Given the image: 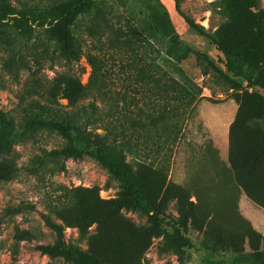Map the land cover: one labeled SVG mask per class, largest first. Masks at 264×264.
Here are the masks:
<instances>
[{"label": "rangeland", "instance_id": "rangeland-1", "mask_svg": "<svg viewBox=\"0 0 264 264\" xmlns=\"http://www.w3.org/2000/svg\"><path fill=\"white\" fill-rule=\"evenodd\" d=\"M70 1L0 0V10L14 9L3 18L5 30L31 41L51 6ZM95 6L111 10L113 27L132 28L152 64L188 94L153 101L152 83H139L134 71L120 72L119 51L97 67V85L108 84L113 93L114 117L125 110L140 120V112H169L127 130L140 141L147 131L152 135L150 143L123 152L141 198L134 208L124 206L126 183L93 158L44 156L73 146L71 137L12 141V163L0 156V173L9 169L0 176V264H76L41 251L56 242L46 221L60 227L75 257L82 254L91 264H264V90L250 76L253 67L264 69V46L251 66L245 63L256 21L264 22V0H96ZM76 26L83 41L77 80L87 88L86 56L104 59L110 52L100 45L103 36L88 34V23ZM228 61L241 69L228 71ZM105 69L108 78L101 79ZM62 71L55 66L40 74L51 79ZM26 75L17 82L0 68L1 112L16 116L14 95Z\"/></svg>", "mask_w": 264, "mask_h": 264}, {"label": "trees", "instance_id": "trees-1", "mask_svg": "<svg viewBox=\"0 0 264 264\" xmlns=\"http://www.w3.org/2000/svg\"><path fill=\"white\" fill-rule=\"evenodd\" d=\"M96 0H71L62 5L51 6L49 19H44L39 34L31 41L19 39L14 33L5 29L7 24L3 22L4 16L11 15L14 9L4 5L0 10V68L8 77L16 81L25 72L27 75L20 83V89L14 95L17 101L15 115L10 116L0 111V156L2 163H12L10 160L11 145L15 140L36 142L50 136L64 138L71 137L73 146L61 145L58 149L45 152L44 156L52 160L80 159L89 156L102 165L109 173L121 179L126 186L124 191V206L134 208L140 202L137 184L131 180L130 167L125 163L123 152L135 149L137 145L148 144L151 131H147L146 138L139 140V136L133 138L127 134V130L133 126L143 128L144 120L154 122L161 121L165 114H142V120L130 117L127 110L120 113V117H114V104L109 85L96 83L97 67L111 58V53L121 52L120 72H135V78L139 83L153 85L151 96L153 101L160 100L169 94H182L177 89L176 80L170 73L160 70L152 64V57L147 51L141 50L139 43L135 41V33L132 28L121 29L113 27L109 19L111 10L104 6H95ZM15 20V19H14ZM88 23L86 30L93 37L95 34L103 36L100 45L110 52L104 59L94 55H87L86 60L91 68L88 87H81L77 77L82 70L79 60L83 54V41L74 33L77 23ZM20 23L21 22H16ZM24 29V25L14 26V29ZM37 32V33H38ZM139 42V43H138ZM264 46V22L260 17L255 24V37L246 48V62L252 65V58L261 51ZM55 66L61 67L62 72L55 74L51 79L42 76V69L52 70ZM226 69L237 72L242 65L235 66L228 61ZM108 70L101 73V79L108 78ZM252 84L264 90V69L252 68L250 72ZM18 82V81H17ZM125 90V89H124ZM89 93H88V92ZM125 93V92H124ZM124 93L122 95L124 96ZM90 94V98L86 99ZM187 95L188 93L185 92ZM182 94V95H185ZM105 96L109 102L97 103L95 96ZM180 99L182 97H179ZM65 99L66 104L61 105L58 100ZM176 100V98L174 97ZM125 101V98H122ZM192 100L188 98L186 104ZM150 111L154 110V103L149 104ZM176 111V108L175 110ZM147 130V129H146ZM99 131V132H98ZM70 135V136H69ZM13 141V142H12ZM230 133H228L229 153ZM36 158V157H34ZM6 159V160H5ZM8 160V161H7ZM37 162H43L42 158H36ZM2 164V165H3ZM7 165V164H6ZM5 166V165H4ZM7 167H5L6 169ZM0 173L1 178L7 175ZM48 228L53 232L56 242L50 247L42 246L41 251L46 254L61 256L67 261L76 264H91L90 260L78 254L76 257L63 244L61 229L58 225L46 221ZM185 244H181V247Z\"/></svg>", "mask_w": 264, "mask_h": 264}, {"label": "crops", "instance_id": "crops-1", "mask_svg": "<svg viewBox=\"0 0 264 264\" xmlns=\"http://www.w3.org/2000/svg\"><path fill=\"white\" fill-rule=\"evenodd\" d=\"M247 214H248V216L252 217V219H253V217H254L255 221L258 223L257 217H255L254 214H251L249 211H248ZM263 222H264V221H263Z\"/></svg>", "mask_w": 264, "mask_h": 264}]
</instances>
